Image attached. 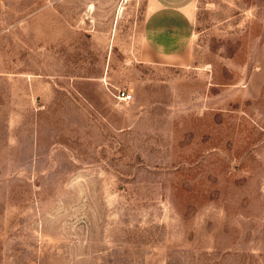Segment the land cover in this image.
<instances>
[{"label":"rangeland","instance_id":"374dc122","mask_svg":"<svg viewBox=\"0 0 264 264\" xmlns=\"http://www.w3.org/2000/svg\"><path fill=\"white\" fill-rule=\"evenodd\" d=\"M0 264H264V0H0Z\"/></svg>","mask_w":264,"mask_h":264},{"label":"crops","instance_id":"0c3cea01","mask_svg":"<svg viewBox=\"0 0 264 264\" xmlns=\"http://www.w3.org/2000/svg\"><path fill=\"white\" fill-rule=\"evenodd\" d=\"M187 8L164 7L146 22L145 43L154 62L184 65L193 35Z\"/></svg>","mask_w":264,"mask_h":264},{"label":"built area","instance_id":"2783aa9c","mask_svg":"<svg viewBox=\"0 0 264 264\" xmlns=\"http://www.w3.org/2000/svg\"><path fill=\"white\" fill-rule=\"evenodd\" d=\"M122 97H123V99L125 100V101H128V100H130L131 99V95L129 94V93H123L122 94Z\"/></svg>","mask_w":264,"mask_h":264}]
</instances>
